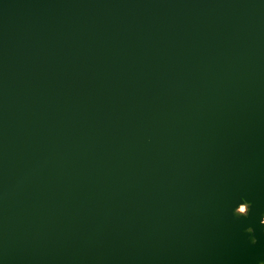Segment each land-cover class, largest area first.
Segmentation results:
<instances>
[{
  "label": "water",
  "instance_id": "obj_1",
  "mask_svg": "<svg viewBox=\"0 0 264 264\" xmlns=\"http://www.w3.org/2000/svg\"><path fill=\"white\" fill-rule=\"evenodd\" d=\"M0 264H264V0H0Z\"/></svg>",
  "mask_w": 264,
  "mask_h": 264
}]
</instances>
